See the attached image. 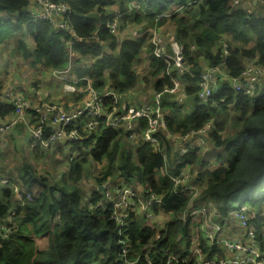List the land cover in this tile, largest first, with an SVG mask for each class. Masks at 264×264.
<instances>
[{
    "label": "trees",
    "instance_id": "trees-1",
    "mask_svg": "<svg viewBox=\"0 0 264 264\" xmlns=\"http://www.w3.org/2000/svg\"><path fill=\"white\" fill-rule=\"evenodd\" d=\"M51 1L65 3L70 12L71 29L79 36L91 38L74 46L77 56L94 60L92 66L77 74L89 73L90 84L98 92L111 89L124 93L134 88L138 80L149 84L152 94L162 93L160 105L164 110L165 128L172 134L199 135L209 124L202 136L207 144L180 154L175 151L174 142L162 132L157 134V146L137 143L132 147L129 146L132 140L123 130L111 131L101 126L95 132L84 133L80 129L87 139L65 145L67 153L75 151L74 158L80 154H90L92 158L72 161L68 156L72 184H49L28 163L22 164L17 184V180L8 179V185L19 184L21 191L29 193L31 201L25 202L14 214L10 235L0 238V264H127L136 258L134 264H164L169 255L175 258L171 264H197L195 260L183 263L189 258L190 246H198L203 251L208 246L204 236L205 240L196 238L192 220H182L185 210L209 201L219 206L223 216L233 202L247 203L259 211L264 209V76L259 77V89L253 97L230 88L232 80H242L248 67L264 68V0H246L250 8L243 5L245 0L237 5L234 0ZM29 5V0H0V34L25 27L33 49L17 40L18 53L32 66L40 65L48 71L64 67L67 34L53 30L47 21L32 19L27 13ZM127 5L131 7L129 20L142 24L145 32L138 30L140 35L126 36L118 43V34L110 33L104 25L113 21L112 8L126 12ZM133 7L138 9L131 13ZM160 14L166 16L156 21ZM164 25L169 27L162 34L164 37L161 33L160 36L168 45L176 42L181 47L182 71L172 61L152 54L148 29ZM95 33L98 40L92 38ZM99 40L108 46L106 51ZM143 54L149 66L145 73L139 70L140 64L134 68ZM216 68H222L226 77L221 78ZM210 69L215 70L221 86L213 90L210 100L200 103V75ZM106 72L110 74L109 84L102 78ZM174 78L182 85L191 109L185 110L173 95L164 92L172 86ZM111 103L106 100L105 106ZM11 109L0 101V116L11 113ZM221 114H225L224 119ZM231 120L233 126L229 133L219 122ZM139 123L145 126L143 120ZM92 145L94 149L90 152L76 154V149ZM92 161L100 168L94 178L96 186L86 194L78 183L84 175L83 168L90 167ZM181 170L190 174L186 184L200 188L191 202L192 193L172 191L170 177L179 176ZM117 180L120 188L139 185L148 194L162 197L163 207L158 211L170 212L171 218L164 226L161 220L162 228L155 237L152 227L144 225L137 215L139 223L125 226L126 230L118 235L112 204L97 189L101 184ZM11 204L10 190L0 188V227ZM157 208L154 206L153 210ZM252 222L259 230V220L252 219ZM43 238L46 246L41 248L38 242ZM125 238H130L131 246H126L123 254L120 248ZM212 248L210 253L215 250Z\"/></svg>",
    "mask_w": 264,
    "mask_h": 264
},
{
    "label": "built area",
    "instance_id": "built-area-1",
    "mask_svg": "<svg viewBox=\"0 0 264 264\" xmlns=\"http://www.w3.org/2000/svg\"><path fill=\"white\" fill-rule=\"evenodd\" d=\"M29 1L30 5L27 9V13L32 19L35 21H47L53 30L65 32L68 36L65 41V65L64 67L51 70L53 77L68 82V75L75 68L80 66V63L76 60L77 53L75 52L74 46L90 41L91 38L86 39L85 37L79 36L71 29L68 21V15L70 12H68V6L65 3L59 1L52 2L51 0ZM240 1L242 2L243 0H234L233 3L234 5H237ZM162 16L165 15L162 14L161 17ZM119 17L120 14L116 13L114 14L113 20L117 21ZM157 19L158 18H156V20ZM104 28L108 29L110 33H115L116 26L114 22L107 21ZM98 31L99 30H97V32ZM92 38L98 40L96 33ZM160 39L167 48L170 47L174 50L175 56L169 55L163 44H161ZM152 43L153 45H151V48L154 57L174 61L175 67L178 71L184 69L181 47L178 43L172 42L168 45L159 33L153 35ZM214 72V69H210L200 75V81L198 84L200 90L198 93V99L200 103H205L210 100L213 90L221 86L218 85L219 79ZM261 76H264V68L248 67L243 72L242 80H232L230 88L236 92L241 91L244 95L253 97L259 89V87H257V81ZM81 81L86 83V99L81 105L78 107L76 106L73 110L64 111L57 109V107L54 106H47L45 112L39 111V107L41 106L33 109L36 115L37 112L39 113L35 122L30 125V140L33 145L46 148L54 145L60 140L63 141V145L72 142L82 143L87 138L80 133V129H82L84 133H91L97 131L101 126L111 131L124 129L125 132L128 133V138L131 140L138 137L139 143L150 144L152 146L158 145L157 134L159 133V129L161 127L165 128L164 121H162L164 111L160 105L162 93L154 94L149 103L143 104V106L137 107L135 110L128 112L126 108L120 109V96H118L117 93H114L113 91H96L91 86L88 78L80 77L73 81L71 85H65L64 88L69 91H75L77 83ZM171 82L172 86L169 89L164 90V92L170 94L179 88V94L183 97L185 92L180 88L179 81L174 78ZM106 100H111L112 103L105 106ZM12 105L15 108V113L0 125V132L12 126L14 127V125L20 121H26L24 113L28 110V102L17 98ZM48 111L55 112V117L48 119L46 115V112ZM77 120L81 121L76 122ZM140 120L145 122L144 127H141V123H139ZM126 124H128L127 128L124 127ZM130 126H133V128L130 129ZM208 127L209 124L198 133H205ZM189 135L195 134H180L177 138L185 141ZM196 140L197 142L193 145L190 144L188 147L181 149L180 154L185 153L192 147H198L204 142L201 136H197ZM76 154L79 153L76 152ZM170 178L173 182L172 191L178 193L189 192L192 193L193 196H196L197 189L185 183V175L182 172H180L179 176H171ZM1 181L6 184L8 183V180ZM0 185L2 184L0 183ZM12 187L14 200L7 211L5 222L0 227V238H6L10 235L14 228V214H16L18 209L22 208L21 206L25 202L31 201L29 193L21 191L18 185L12 184ZM120 190H122V192H120ZM116 193H119L117 197L114 196ZM21 194H24L25 198H22ZM105 195L110 200V204H112V218L118 224V235H121L123 230H126L124 227L128 224L126 214L122 212V215H120L118 212L123 208L125 202H139V204L147 210L142 211L147 219H151L153 207L158 206V204L162 202V197L160 195L151 194L148 196L149 194L144 188H142V192L138 194L131 185L116 189L113 193L111 191ZM235 203H231L230 207L227 208L226 216H223L219 212V206L213 201H209L205 205L199 207L190 208L187 211L185 210L181 216L184 221H189L192 217L196 216H207V220L201 222L199 232L200 238L204 239V236L207 240L204 239L205 244H207L208 247H206L207 251H203L198 246L191 245L189 258L187 261L185 258L183 263H189L195 260L197 264H264V227L263 230L260 231V229L257 230L248 226L249 218L258 219L261 227L264 225V209L259 211L250 208L247 203H239L240 205L238 202ZM132 209L135 208L130 206V212ZM149 210L151 211L150 215L148 214ZM251 210L253 211V217L249 216ZM228 218L234 219L238 225L245 228L243 235L238 237L225 235L224 233L222 236L218 234L222 229L223 231L225 230L224 232H227ZM212 247H215V250L210 253V251L213 250ZM121 250L125 253L124 248ZM163 252L166 253V251ZM136 260L128 261V264H134ZM174 260L175 258L172 255H169L165 259L164 264H171ZM146 261L150 263L149 257L146 258Z\"/></svg>",
    "mask_w": 264,
    "mask_h": 264
},
{
    "label": "rangeland",
    "instance_id": "rangeland-1",
    "mask_svg": "<svg viewBox=\"0 0 264 264\" xmlns=\"http://www.w3.org/2000/svg\"><path fill=\"white\" fill-rule=\"evenodd\" d=\"M243 5L245 7H247V6H249V2H247L245 0ZM137 9H138L137 7H133L131 13L136 11ZM129 14L130 13H128V12L120 11V15H121V18H119L120 20L118 19L117 21H114V20L110 21V22H114L115 26H116L114 34H120L121 37H126V36L129 37L131 35H134V37H136V36L140 35V34H138L137 31L140 30V33H141L143 25L142 24H138V23L136 24L133 20L130 21L129 20ZM161 15L162 14L158 15L157 18L159 19L161 17ZM162 17H164V16H162ZM120 25H121V28H120ZM168 27H169L168 25H164V26L159 27V28H158V26L157 27L153 26L152 28L149 27V29H148V37L150 38V40H149L150 41V45H153V43H152L153 35L154 34L157 35V33H159V34L161 33V35L162 34L164 35L165 29L168 28ZM144 32L145 31L143 30L142 33H144ZM18 33L19 32H16V34H15L17 38L20 37V35ZM8 38H9L8 34H7V36H5V35L0 36V39H2L0 41V43L1 44L8 43L9 42V41H7ZM21 38L24 39V35H22ZM160 41H161V44H163V46L166 49V51L169 53V55L175 56L174 50L171 49L170 47L167 48L164 45V43L162 42L161 39H160ZM99 42L101 43V45L105 44L102 40H99ZM159 59H163V58H159ZM164 60L169 61V62L172 61V60H167V59H164ZM28 61L29 60L24 59L21 56V57L14 58V59H12L10 61H7L8 63H5V61H4L5 65L11 64L4 71L1 70L3 67L0 66L1 67L0 71H3L2 73L0 72V78H2V79L5 78L3 80V83L4 84L6 83V85H7V83H10V82L12 83L11 89H8V90L4 89L5 90L4 91L5 98H7V100L10 99L11 102H15L17 100V98H20L22 101H25V102L27 101L28 102V110L24 113L26 121L25 122L20 121L17 124H15L14 127L12 126V127L8 128L6 130L0 132V136L5 131H10L13 128L19 126V128H22V130L25 129V131H27V134L29 136V141L32 144V141L30 140V125H32L35 122L37 116L39 115L38 112H37V115H36L34 113L33 109L37 108L38 106H41V107H39V111L40 112H45L47 106L48 107L54 106V107H57V109H61V110H64V111H71V110H73L75 108L74 106L78 105V100H75L73 103H62V104H61V101L63 102V101H65L64 100L65 98H70V94H73V93L80 94V92H78V90H80V89H78V87L76 86L75 87V89H76L75 91L66 90L64 88V86L72 84L71 77H68V82H65L64 80L56 79L55 77H53L52 73L47 72L46 70H44V68H41L40 65L31 66ZM172 62H173V65L175 66L174 61H172ZM138 64L141 65L139 67L140 68L139 70L141 72L145 73L147 71V68H148V62L147 61H143V62H140ZM56 82H58L60 84H58L57 86H53V83H56ZM179 86H180V88H182V85L180 84V82H179ZM130 89H132V88H130ZM20 90H22L23 92H20ZM56 91H58V93ZM148 92H149V90L146 91L145 93L148 94ZM8 93L10 94L9 97H8V95H6ZM141 93H143V92H141ZM56 94H58L59 96L56 95ZM122 94L124 96V100L130 101V102H132V101L133 102H137L135 99L131 98V97H136L135 94L132 93L130 96L129 95L127 96L125 93H121L120 95H122ZM138 94H140V93H138ZM170 94L175 95V97H174L175 101H177V102H181L182 101L181 100L182 97L179 94V88H177L176 90H174ZM30 95H32V97ZM54 95L58 96V97H55ZM117 95L119 96V94H117ZM140 97H141L140 95L139 96L137 95V99L141 101L142 97L141 98ZM121 103H122V99H121ZM161 103H162V99H161ZM140 106H143V104L139 105L137 107H140ZM129 107L131 108L130 110H135L133 105H131ZM11 108H12L11 109V113L12 114L8 113L7 114V119L10 118L13 115V113H15V108H14V106L12 104H11ZM46 115H47L48 119H50V118L55 117V112L48 111V112H46ZM163 115H164V112H163ZM221 118L224 119L225 118V114H221ZM7 119L5 118L0 123V125H2L5 122V120H7ZM162 121H164L163 120V116H162ZM219 124L224 127L225 131H228L230 133V129L233 126L232 120L231 121H225V122H219ZM131 125H133V124H131ZM124 127L127 128L128 124H126ZM129 128L132 129L133 126H130ZM124 132H125V130H124ZM224 135H227V133H225ZM84 137L87 138V136H85V135H84ZM62 142L63 141L60 140V141L56 142L54 145H52L55 148H60L55 153V157H54L55 159H57V158L58 159H64V157L66 156L65 150H67V148H66L65 145L62 144ZM206 143H207V141L204 140V142L202 144L206 145ZM66 145H70V143H67ZM35 146L39 148V146H37V145H35ZM124 146H126V145H124ZM174 147H175V150H176L178 148V144L176 143L174 145ZM39 149H41V148H39ZM87 149L90 152L91 149H94V145L88 147ZM87 149L86 148L85 149L80 148V149H77L76 152L79 153L80 151H86ZM41 150H43V149H41ZM88 156H91V155L90 154L89 155L88 154H80L76 158H74L73 156H69V157L72 159V161L73 160L74 161H81V160L86 159V157H88ZM65 163H66V166L68 167V169L70 170V163H69V160H67L66 157H65ZM99 168H100L99 164L96 163L95 161H92V164H91V166L89 168H87V166H85V168H83L84 175H83L81 181L84 182V186L85 187L89 183H95L94 178H95V175H97L96 172L98 171ZM66 170L67 169H64L62 171H66ZM60 171H61V169H57L55 172H60ZM88 177H89V180H88ZM1 180H8V178L0 179V183L2 184L1 186L8 187V189L10 190V193H11V196H12V202H13L14 194H13L12 184L8 185L9 183H7V184L3 183V181H1ZM81 181H80V186H81ZM118 182H119V180H117L116 183H118ZM110 183H113V182H110ZM107 191L111 192V190H108L107 188H105V190L103 192L105 194H107V193H109ZM120 192H122V190H120ZM118 194L116 193L114 196L117 197ZM151 194H149L148 196H150ZM152 195H155V194H152ZM194 197L195 196H193V194H192L191 197H190V202L194 199ZM162 203H163V201L160 204H158V208L157 209L153 210L151 219H147L145 217L144 212H142V211H147V210L144 209L141 206V204H139V202H134V201H131V203L125 202V205L123 206V208L120 209L118 212H119L120 215H122V212H124L126 214V217L128 219V224L126 225L127 227L130 224L139 223L136 220V218H135L136 215L140 219H143V224L152 227L151 229H153L155 231L154 235H153L155 237L159 233L160 229L162 228V227L159 226L161 223L158 221V218L160 216L162 217L163 226H164L165 222L169 221L170 218H171L170 212H167V213H165L163 211L157 212L159 210V208H161V206L163 207ZM233 203H235V202H233ZM130 206L135 208V209H138V210H136V212H135V209H132V211L130 212V210H129ZM135 213H136V215H135ZM148 214L149 215L151 214L150 210L148 211ZM249 216L253 217V211L252 210L249 212ZM199 220H200V224H201L202 221L207 220V216L202 215V216L199 217ZM248 223H249L248 226L250 228H255L256 229L255 224H253V222H252V218H249V222ZM194 226H196L195 227V234L196 233L198 234L196 236V238H200L199 228H197L198 224H196ZM199 227H200V225H199ZM263 227H264V225L262 227L261 226L259 227L260 231L263 230ZM244 229L245 228L243 226L238 225L237 222L234 219H229L228 218V223H227V228H226L227 232H224L225 230L223 231V229H222L221 232H219L218 234L222 236V234L224 233L225 235H229V236L233 235V236L240 237L241 235L244 234ZM129 240H130V238L129 239L125 238L124 242L121 243L122 245H121L120 249L124 248L125 251H126V246H128V245L131 246V242ZM38 245L41 248L46 246L45 238L41 239L38 242ZM163 251H165V250H163ZM121 252H122V250H121ZM126 263L128 264V262H126Z\"/></svg>",
    "mask_w": 264,
    "mask_h": 264
},
{
    "label": "crops",
    "instance_id": "crops-1",
    "mask_svg": "<svg viewBox=\"0 0 264 264\" xmlns=\"http://www.w3.org/2000/svg\"><path fill=\"white\" fill-rule=\"evenodd\" d=\"M130 5H132V4H130ZM130 5H127V11L126 12H128L130 10V8H131ZM247 7L250 8L249 6H247ZM112 9L114 10V11H112L113 14H116V13L120 14V11L116 12L117 11L116 7L112 8ZM4 18L7 19L6 17H4ZM119 18H121V15ZM2 32L3 33L0 34V36H2V35L7 36L8 33H12L10 35V37L8 36L9 37L7 39V41H9L8 43H4V44L0 43V66L3 67L1 70L4 71L7 67H9L11 65V64L5 65V63H8L7 61H10L14 58L22 56L16 50L17 40H22L23 42L27 43L30 50H32L33 47H32V43H31L30 35L25 30V27H23V29L16 31V32H19L18 33L20 35L19 38L16 37V35H15L16 32H10L9 30H4ZM137 32H139V31H137ZM22 35H24V39L21 38ZM118 37H119L118 43H121V41L126 39L125 37H121L120 34H118ZM1 40L2 39H0V41ZM103 49H104V51H106L108 49V46L106 44H104ZM114 53H116V52H114ZM143 55L140 56L139 63L145 61L146 56H145V54H143ZM76 60L80 63V66L75 68L68 75V77H71L72 82L75 81L76 79L80 78V77L88 78L89 81H91L89 73L77 74V72L92 66L94 60H92L89 57H79V56H77V54H76ZM4 61H5V63H4ZM136 65H138V63L135 64L134 68H136ZM41 68H43V67H41ZM148 68H149V66H148ZM216 69L218 71L219 76H221V78L226 77L222 68H216ZM44 70H46V69H44ZM3 71H0V72L2 73ZM46 71L51 73V70L50 71L46 70ZM109 77H110V74L108 72L104 73V75L102 76V78H104L106 84L110 83ZM4 79L0 78V83H1V85H0V101L3 102V105H5V106H7V105L11 106V104L13 102H11L10 99L7 100V98H5L4 91L11 89L12 83L10 82V83H7V85H6V83L5 84L3 83ZM58 84H60V83H58V82L53 83V86H57ZM76 86L78 87V89H80V90L77 89L78 92H80V94H76V93L70 94V98H65L64 99L65 101H63V102L61 101V104L62 103H73L75 100H78V105H76V106H79L82 104V102L85 101V99H86V90H85L86 83L84 81H81V82L77 83ZM148 90H149V92H148V94H146L145 92ZM107 91H113V90L110 89ZM20 92H23V91L20 90ZM56 92L58 93V91H56ZM113 92L117 93L115 91H113ZM141 92H143V93H141ZM124 93L127 96L128 95L130 96L132 93L136 95V97H131V98L135 99L137 102H133L132 100H131L132 102H130V101L124 100L123 94L120 95L121 93H117L120 96V109L126 108L127 110H128V108H130L129 106H131V105L137 107L139 105L149 103L154 96V94H152V90L149 87V84L140 83L139 80H138V83L136 84V86L134 88L129 89L128 91H125ZM138 93H140V94H138ZM6 95H8V97L10 96L9 93ZM56 95H58V94H56ZM137 95L138 96L140 95L142 97V98L140 97L141 101L137 99ZM169 95H172V94H169ZM30 96L32 97V95H30ZM58 96H55V97H58ZM173 96L175 97V95H173ZM186 98H187V96L185 93V95L181 99L182 101L177 102V103H178V105H182V107L185 110H189V109H191V105H190V102L188 101V99H186ZM121 99H122V103H121ZM76 106H74V107H76ZM5 118L7 119V115H5L3 117L0 116V123ZM208 129H209V127H208ZM159 132L160 133L162 132L167 138L171 139L174 142V145L176 143L178 144V148L175 150L177 153H180L181 149H183L184 147H188V145H190V144L193 145L195 142H197V140H196L197 136L202 137L203 134H206V132H205V133H200L199 135H189L186 138V140L184 141L182 139L177 138L178 135H180V134H172L164 127H161L159 129ZM203 140H206V139L203 138ZM137 143H139V138L135 137L129 143V146H132V147L137 146ZM64 145H66V144H64ZM39 148H41L43 150H41ZM39 148L30 143L27 131H25V129L22 130V128H19V126L13 128L10 131H5L4 133H2L0 136V179H3V178L15 179V180H17L15 183L17 184L18 179L20 177L19 172L21 171L22 164L28 163L36 170V172L38 174L44 175L47 178L49 184H57V183L67 184V185L72 184V181H71L72 171L69 170L68 167L66 166L65 157L68 160V156H73L75 154V151L67 153V150H65L66 156L64 157V159H58L57 157H56L57 159H55L54 158L55 153L60 148H55L53 146L46 147V148H43V147H39ZM86 151H88V150H86ZM161 151H162V149H161ZM87 168H89V167H87ZM57 169H61V171L55 172ZM64 169H67V170L62 171ZM181 172L185 175V181H186L185 183H187V179H188L190 174L188 172H184L183 170H181ZM88 180H89V177H88ZM110 182H113V181H110ZM116 184L117 183H115V182L109 183L106 185V188L108 190H111L113 193L114 190L120 188V182H119V185L118 184L116 185ZM78 185H80V182L78 183ZM94 186H96L95 183H89L85 187L84 182L81 181V187H84L83 193L87 194V190L88 191L93 190L94 188H92V187H94ZM131 186L134 188V190L138 194H140L142 192L141 186H139V185H131ZM195 187L197 189V192H199L200 191L199 186L195 185ZM0 188L4 189V191H6L8 189V187H4L1 185H0ZM192 207L193 206H191V208ZM136 210H138V209H135V212H136ZM157 212H159V211H157ZM135 215H136V213H135ZM199 217L200 216H196V217L191 218L192 224H194V225H195V223L198 224L197 228H199V225H200ZM161 220H162V217L160 216L158 218V221L161 222ZM141 222H143V219H141Z\"/></svg>",
    "mask_w": 264,
    "mask_h": 264
},
{
    "label": "water",
    "instance_id": "water-1",
    "mask_svg": "<svg viewBox=\"0 0 264 264\" xmlns=\"http://www.w3.org/2000/svg\"><path fill=\"white\" fill-rule=\"evenodd\" d=\"M97 189H98L99 191H101V192H103V191L105 190L103 184L99 185Z\"/></svg>",
    "mask_w": 264,
    "mask_h": 264
},
{
    "label": "clouds",
    "instance_id": "clouds-1",
    "mask_svg": "<svg viewBox=\"0 0 264 264\" xmlns=\"http://www.w3.org/2000/svg\"><path fill=\"white\" fill-rule=\"evenodd\" d=\"M103 185H104V187H106L105 184H103Z\"/></svg>",
    "mask_w": 264,
    "mask_h": 264
}]
</instances>
